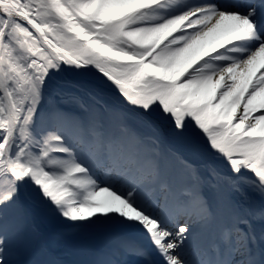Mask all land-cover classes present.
Instances as JSON below:
<instances>
[{
    "label": "rangeland",
    "instance_id": "1",
    "mask_svg": "<svg viewBox=\"0 0 264 264\" xmlns=\"http://www.w3.org/2000/svg\"><path fill=\"white\" fill-rule=\"evenodd\" d=\"M215 1L85 0L82 5L86 11L96 8L94 26L119 6L138 13L141 22L132 33L140 34L142 46L148 47L132 49L123 39L115 45L130 49L141 59L122 70L123 81L133 94L153 104L156 115L176 114L177 79L197 101L188 130L176 129L170 140L156 118L130 106L125 96L110 89L94 93L86 88L90 82L62 72L56 64L42 67L27 62L25 55L15 56L13 63L20 77L5 91L1 87L6 88L7 83L0 81V210H6L0 227V253L7 256L5 262H121L125 256L140 254V247L159 244L148 230L151 224L158 229L157 237L171 232L153 219L164 209L169 215L179 197L190 198L184 205L191 211L203 210L204 219L212 216L202 230H193L195 235L202 232L194 246L201 247L213 235L218 245L214 256L220 257L248 238L257 248L255 264H264V175H255L254 167L264 172L263 90L259 86L248 93L247 86L258 73L249 72L240 83L234 76L246 61L239 59L246 49L230 43L248 23L218 39L211 56L198 57L199 49L207 46L199 39L209 29L195 23L197 17H188L203 10L231 15ZM123 22L118 21L112 31L118 32ZM88 31L103 41L111 38L102 28ZM155 52L161 56L157 68L163 75L147 77L144 64L153 63ZM257 80L263 85L264 72ZM203 85L217 91L205 94L199 90ZM38 99L47 112L32 136L27 133L26 117ZM56 110L60 113H54ZM216 112L223 115L226 126H211ZM76 141L82 144L79 153ZM231 149L240 153L226 160L228 166L242 162L249 171L226 168L223 154ZM111 165L116 170L108 169ZM93 166L101 182L91 173ZM123 170L127 172L122 174ZM118 176L120 181L107 186ZM135 178L145 180L141 191L150 195L139 201L143 203L139 208L153 211L158 206L152 218L146 216L151 224L140 227L139 218H129L121 208L122 197L114 190ZM178 231L186 232L185 225Z\"/></svg>",
    "mask_w": 264,
    "mask_h": 264
},
{
    "label": "trees",
    "instance_id": "2",
    "mask_svg": "<svg viewBox=\"0 0 264 264\" xmlns=\"http://www.w3.org/2000/svg\"><path fill=\"white\" fill-rule=\"evenodd\" d=\"M85 0H0V81L5 80L9 90L10 84L20 77L17 64L14 58L17 54L25 55L29 63L39 64L45 67L46 64H56L62 72L71 76L83 78L91 84L86 88L92 92H102L103 89H110L126 97L130 106L155 116L162 124L169 137H172L176 129L188 130L193 113L197 110V101L190 98L188 89L177 79L176 89L178 94V106L176 114L156 115L153 104H147L142 97L133 94L132 88L127 87L123 81L122 70L127 66L141 62L138 55L115 45L123 39L132 49H144L140 34H133L132 31L138 27L141 21L138 13H133L127 7L115 8L112 13H107L100 19L99 25L94 26L97 19L96 8L85 10L82 5ZM132 12V13H131ZM132 14V15H131ZM124 20L119 31H112L115 24ZM81 21L82 23H80ZM105 31L111 38L109 42L103 41L98 34L91 35L88 28ZM112 35H114L112 37ZM161 56L158 52L153 54V63L144 64V71L147 77H161L163 72L158 69V59ZM1 91V90H0ZM2 92V91H1ZM0 92V114L3 111V99ZM56 98V96L54 97ZM32 114H28L27 133L32 135L41 124L42 117H45L47 110L40 99L34 100ZM56 110L54 113H58ZM60 113V112H59ZM63 113V112H62ZM221 114V113H220ZM218 112L211 120V126H226L223 115ZM44 115V116H43ZM58 115V114H57ZM43 124V121H42ZM208 126V124H205ZM33 136V135H32ZM4 138H2V141ZM29 141V139H28ZM232 150V152H231ZM225 152V163L228 166V158L240 153L231 149ZM234 150V151H233ZM7 154V151L5 152ZM227 160V161H226ZM253 165V163H251ZM241 165V166H240ZM247 165L240 163L232 170H244ZM256 173L264 175L262 169L254 166ZM260 169V170H259ZM57 200V196L52 195Z\"/></svg>",
    "mask_w": 264,
    "mask_h": 264
},
{
    "label": "bare ground",
    "instance_id": "3",
    "mask_svg": "<svg viewBox=\"0 0 264 264\" xmlns=\"http://www.w3.org/2000/svg\"><path fill=\"white\" fill-rule=\"evenodd\" d=\"M256 9V8H255ZM264 11H261V9H256L253 12L254 19H252L251 22H254L257 18H259V13H262ZM248 13L245 12L244 14L241 15H225L222 13L218 12H211L209 10L201 11L193 16H189V20H193L194 17H197L195 19V23L201 22L202 25L200 27L203 28H208L209 30L207 31V34L205 37L199 39L201 42H207V46L205 48H200L199 49V58H206L211 56L214 52V45L216 44L217 40L220 38H223L228 34V32H232L234 29L239 28L243 25H245L249 19L247 18L246 14ZM183 22V21H182ZM181 21L178 22L175 26H178L182 23ZM227 30V31H225ZM251 43L250 46L246 48V53L240 56V59L246 58L245 62L242 63L240 69H236L234 72V76L237 77V82L240 83L243 80H246L247 74L250 72L252 74H257L255 79L252 81V84L248 87V93L251 94L253 91H255L256 87L261 86L263 93L262 95L264 96V83L263 85L259 84V80L257 78L259 75L264 72V48L259 52L258 50V45H252ZM258 51V52H257ZM217 52V51H216ZM254 63H258L257 66H254ZM264 82V81H263ZM226 85V84H225ZM201 92H204L205 94H209L210 90L212 92L217 91V89H212L210 88V85H203L199 88ZM222 90V89H221ZM220 90V91H221ZM264 103V101H262ZM262 107V104L259 106ZM78 141H76L75 145H78ZM82 144H79L77 148L75 146H72V148H76V151L79 153V151H83V149L80 147ZM79 148V149H78ZM81 149V150H80ZM116 165L110 168L111 171L116 170ZM117 167H120L119 165ZM126 173L127 170L122 171ZM114 177V176H113ZM121 177L119 176L114 179L113 183H108L107 186H112L117 183V181H120ZM145 183V180L142 179H137L135 178L134 181L128 182V183H123L122 185H119L120 187L115 188V192L117 191L119 194L122 193L120 188L122 189H130L133 188V191L137 190L139 191V188L141 190V187ZM111 184V185H109ZM141 194H136L134 197H140ZM123 198V206L121 207L124 212L126 213L129 218L135 219L134 216H137L138 223L137 225L144 226L148 225L151 222L146 218V216H152V214H156L155 211H158V206L155 207V210L152 211V209H146L142 210L141 208L138 207V202L141 200V198L136 199H127L125 195H121ZM150 195L148 194L146 196V199H148ZM179 198H177V201ZM138 201V202H137ZM186 204L189 203L190 198H185L182 199ZM117 204L120 202L117 201ZM198 205L201 204V198L198 200ZM205 215L203 210H198L195 209L191 213H189L188 218L186 219L185 222V227H186V232H179L177 230H173L170 234L166 236H158L156 235V231L158 230L156 226L151 224V227L148 229L150 232H154V236L158 239L159 244H148L147 249H142L140 247V251L137 254L136 252L130 256H125L121 262H116L114 264H187L184 259H192L193 254L195 255V244L197 243L198 238L201 236L202 232L197 233L196 235L193 233V230H199L203 229L208 221L210 220V216L206 219L203 218ZM152 218V217H151ZM200 220L202 222H200ZM147 231V230H146ZM241 231H238L237 234H241ZM243 234V233H242ZM196 240V241H195ZM2 244V241L0 239V245ZM200 254H205V248L200 247L199 248ZM256 253L257 248L253 241L249 240L248 238H242L240 241V244L236 243L233 250L231 253L227 256V259L230 261V264H253L256 258ZM253 254V255H250ZM253 257V259H251ZM7 258L6 255L0 253V264H9L5 262L4 260Z\"/></svg>",
    "mask_w": 264,
    "mask_h": 264
}]
</instances>
